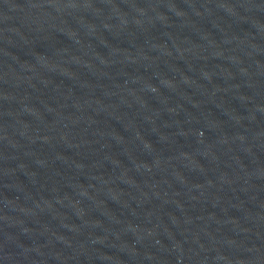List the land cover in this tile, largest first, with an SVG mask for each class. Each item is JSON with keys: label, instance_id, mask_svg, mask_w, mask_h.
Returning <instances> with one entry per match:
<instances>
[{"label": "water", "instance_id": "95a60500", "mask_svg": "<svg viewBox=\"0 0 264 264\" xmlns=\"http://www.w3.org/2000/svg\"><path fill=\"white\" fill-rule=\"evenodd\" d=\"M0 264H264V0H0Z\"/></svg>", "mask_w": 264, "mask_h": 264}]
</instances>
